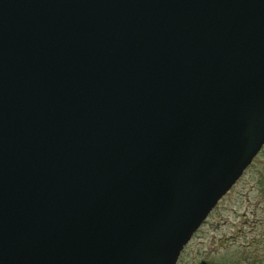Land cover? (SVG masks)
Here are the masks:
<instances>
[{"label":"water","instance_id":"1","mask_svg":"<svg viewBox=\"0 0 264 264\" xmlns=\"http://www.w3.org/2000/svg\"><path fill=\"white\" fill-rule=\"evenodd\" d=\"M263 146L264 0H0V264H177Z\"/></svg>","mask_w":264,"mask_h":264},{"label":"rangeland","instance_id":"2","mask_svg":"<svg viewBox=\"0 0 264 264\" xmlns=\"http://www.w3.org/2000/svg\"><path fill=\"white\" fill-rule=\"evenodd\" d=\"M264 264V146L177 264Z\"/></svg>","mask_w":264,"mask_h":264}]
</instances>
